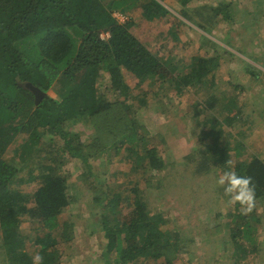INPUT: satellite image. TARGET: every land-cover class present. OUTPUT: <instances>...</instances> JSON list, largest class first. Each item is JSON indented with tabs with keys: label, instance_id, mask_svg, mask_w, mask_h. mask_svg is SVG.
Masks as SVG:
<instances>
[{
	"label": "trees",
	"instance_id": "16d2710c",
	"mask_svg": "<svg viewBox=\"0 0 264 264\" xmlns=\"http://www.w3.org/2000/svg\"><path fill=\"white\" fill-rule=\"evenodd\" d=\"M258 3L262 14L264 0ZM135 9L152 26L175 12L208 34L222 24L229 32L241 15L232 0H0V264H33L37 253L40 264L72 258L67 252L72 255L76 247V228L66 213L80 216L79 201L85 198L101 206L85 229L88 234L81 236L84 248L93 247L97 264H200L196 242L183 229L188 223L165 225L149 191L160 182L167 185L174 173L176 179L190 177V195L196 197L197 177L210 169L218 172L217 179L225 171L251 176L255 198L246 211L223 187H215L218 180L209 183L218 195L206 214L211 219L201 220L198 234L214 240L227 232L234 246L233 252L228 249L231 264H264V212H259L264 147L255 152L232 132L236 123L256 131L264 110L245 119L239 108L229 116L241 89L221 74L229 53L209 37L193 42L199 49L189 63L174 55L163 67L152 46L133 32L134 21L119 20ZM167 34L178 39L172 28ZM124 69L137 74L140 84L149 81V89H130ZM28 83L43 92L39 100ZM169 91L177 100L191 95L186 114L170 109ZM145 107L154 114L143 113ZM155 112L169 123L151 131L147 120L157 117ZM203 112L209 117L199 142L190 141L176 165L160 146L171 149V133L188 134L190 121ZM122 162L130 166L127 174L146 175L144 187L136 180L110 182L112 166ZM31 185L29 192L25 186ZM124 199L136 212L130 222L116 218L115 208ZM222 206L230 208L226 216ZM24 229L33 239L32 250Z\"/></svg>",
	"mask_w": 264,
	"mask_h": 264
},
{
	"label": "rangeland",
	"instance_id": "374dc122",
	"mask_svg": "<svg viewBox=\"0 0 264 264\" xmlns=\"http://www.w3.org/2000/svg\"><path fill=\"white\" fill-rule=\"evenodd\" d=\"M219 1L221 0H204V2L213 4ZM232 1L236 4L241 15L240 17L238 16L239 18H236V22L232 25L229 32L227 30V24H222L221 26L214 27L212 33L208 34L197 25L183 19L181 15L175 12H173L175 15L168 14L153 26L148 21L143 20L138 9H135L127 16L119 15V20L124 22L131 18L134 21L133 32L144 42L150 44V47L152 46V52L160 58L161 65L165 68L171 63L174 55L182 58L184 63H189L193 54L199 49V44H201L206 37H209L220 47L228 51L229 55L224 56V60L230 63L223 65L220 72L223 75L225 74L224 76L227 78V81L230 79L233 84H237L239 86L238 88L241 89V92L238 93V98L233 104V106L235 105L237 108L229 113V116H235L238 113L239 108H244L243 118L248 119L250 117L248 114H252L254 111L258 110H264V13L259 14L258 12V6L260 5L258 2L261 0ZM194 3L201 4L200 1H195ZM244 10L251 13L252 16L245 14L243 12ZM251 19H253L252 25H250ZM245 23H247V25ZM170 28L178 34V39L174 40L171 38L172 36L167 34ZM160 33H163V35L157 37ZM195 41L199 42L197 46L193 45V42ZM185 43H189L188 47H185ZM228 64H230L229 68H227ZM245 68H249L250 72H246ZM256 72L258 76H256ZM124 74L126 76V83L130 86V89L137 90L140 85V88L149 89L147 87L149 81L140 84L138 81V75L130 73L126 69H124ZM49 93L52 96L57 97L55 92L50 91ZM167 94L169 98H171L169 100H172L170 105L171 110H179L180 114H186V112L190 110V94L181 96L180 100L172 97L173 95L170 91ZM141 111L143 113L154 114V112L148 111L146 107ZM156 116L157 117L152 116L147 120L148 127H151V131L154 126H156L155 129H164L166 124L169 123L164 115L159 116V114H157ZM208 117L209 115L205 112L201 113L199 117H194L193 120L195 121H190V132L188 134L186 133L187 131L183 134V131L174 130L171 133V140H169V144L172 146L171 149L167 150L166 147L160 146V152L167 155L168 158H170V161L175 160L176 165H179V162L182 161L181 156H184V152H187L188 146L192 143L190 141H193L194 143L199 142L198 137L202 132V126L207 122L206 118ZM196 121H199V126ZM251 122L255 124L256 120L251 119ZM236 124L239 127L235 125V130L232 132L239 140H247L248 145L255 152L260 151L264 147V121L259 123L257 120V135L256 131H252L249 128L245 129V126H243L244 128H240V124ZM97 160L104 161L103 157H98ZM105 164L106 162L104 161V165ZM82 167H85L84 164H82ZM117 168L113 165L110 174L108 175L111 183L121 185L125 181L136 180L142 185V187L145 186L146 175L144 173L138 171L132 175L129 173L127 174L126 172L130 169V166L125 162H122L120 167ZM210 170L206 171L201 177H197V183L194 185L198 190L196 197L190 195L193 188V181L190 180V177L187 176V178L180 180L176 179L174 173H171V178L167 185L160 182V188L150 189L149 194L152 198L151 202L153 203V206H155L157 212L164 217L166 221L165 225L170 224L173 227V224L174 226H179L188 223L187 227L183 229L190 231V237L196 242L194 248L197 251L198 256L201 258L199 261L200 264H231V257L227 259V255L229 254L228 249H230L231 252L234 251V246L232 245L230 235L227 232L223 231L219 234V237H215L214 240L212 238L202 237L198 234L203 230V221L201 223V220L206 218L211 219V217H207L206 214L209 212V208L215 204L218 195V189L214 193V190H210L208 186L209 183L215 185L218 180L216 178L218 172H211ZM168 172L169 171L163 172V176H166ZM215 187L224 188V185L218 183ZM33 188L34 185L25 186V189L29 192H31ZM79 205L82 207L80 216L73 211L68 214L66 213V217L68 215L69 217L71 216L72 224L76 228V239L74 241L76 247L73 250L72 255L67 252V254H69L67 256H72V258H64L62 264H97V259L93 257L92 253L93 247L90 249L89 245L84 248L81 236L88 234L85 229H87L88 225L94 220V214L100 213L101 206L96 202L88 204L86 198L80 200ZM115 210V214H117L116 218L120 220L123 218L130 222L136 218L134 208L132 206L130 207V203L125 199L120 202ZM229 210L230 208L226 206L221 207L223 216H226V213L229 212ZM259 212L263 213L264 208L260 207ZM24 233L28 235L27 247L32 250L33 239H31V236L29 235V230L24 229ZM260 239V247L264 253V236ZM223 241L225 242L224 246H226V249L221 245ZM240 241L245 244L244 241ZM184 243H186V241H184ZM93 245L96 247L98 244L94 242ZM252 247L255 248L256 246L254 245ZM208 261L209 263H207ZM151 264H164V262L161 260L158 263L152 262Z\"/></svg>",
	"mask_w": 264,
	"mask_h": 264
},
{
	"label": "clouds",
	"instance_id": "9594fccd",
	"mask_svg": "<svg viewBox=\"0 0 264 264\" xmlns=\"http://www.w3.org/2000/svg\"><path fill=\"white\" fill-rule=\"evenodd\" d=\"M218 183L224 185V191L233 201H239L245 210L252 207L255 198V186L252 177L238 174L236 171H225L218 178ZM33 264H40L42 256L37 253L32 257Z\"/></svg>",
	"mask_w": 264,
	"mask_h": 264
},
{
	"label": "water",
	"instance_id": "95a60500",
	"mask_svg": "<svg viewBox=\"0 0 264 264\" xmlns=\"http://www.w3.org/2000/svg\"><path fill=\"white\" fill-rule=\"evenodd\" d=\"M26 86H28L35 93L37 100L43 96V92L39 88L33 86L31 83H28Z\"/></svg>",
	"mask_w": 264,
	"mask_h": 264
}]
</instances>
